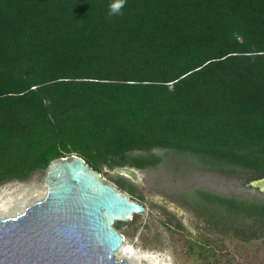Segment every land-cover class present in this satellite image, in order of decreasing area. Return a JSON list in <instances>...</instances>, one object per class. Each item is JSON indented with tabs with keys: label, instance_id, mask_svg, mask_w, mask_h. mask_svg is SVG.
Wrapping results in <instances>:
<instances>
[{
	"label": "trees",
	"instance_id": "16d2710c",
	"mask_svg": "<svg viewBox=\"0 0 264 264\" xmlns=\"http://www.w3.org/2000/svg\"><path fill=\"white\" fill-rule=\"evenodd\" d=\"M110 3L0 0V185L72 155L99 174L153 168L133 155L153 149L263 178L264 0ZM192 208L213 235L264 239V201L197 192ZM213 243L188 251L217 263Z\"/></svg>",
	"mask_w": 264,
	"mask_h": 264
},
{
	"label": "rangeland",
	"instance_id": "374dc122",
	"mask_svg": "<svg viewBox=\"0 0 264 264\" xmlns=\"http://www.w3.org/2000/svg\"><path fill=\"white\" fill-rule=\"evenodd\" d=\"M158 164L153 168H134L140 175L142 186L121 179L135 194L119 189L116 183L100 173L101 180L129 200L141 203L146 211L127 222H115L113 227L123 239L124 248L132 251L130 264H264V239L243 243L234 238L211 234L208 226L198 218L192 208L197 192L233 197L241 200L264 201V192L250 184L259 179L254 174L229 165L218 164L196 155L165 149H153ZM107 170V169H104ZM46 171H38L24 181H10L0 185V218L14 217L26 207L43 200L46 188L42 182ZM151 197L168 200L177 205L183 216L178 217L167 207L156 204ZM173 222H179L177 229ZM169 224L171 228L168 227ZM206 239L214 245L219 262L198 259L188 251V241ZM119 250V249H118ZM118 252V251H117ZM116 254V259H124Z\"/></svg>",
	"mask_w": 264,
	"mask_h": 264
},
{
	"label": "water",
	"instance_id": "95a60500",
	"mask_svg": "<svg viewBox=\"0 0 264 264\" xmlns=\"http://www.w3.org/2000/svg\"><path fill=\"white\" fill-rule=\"evenodd\" d=\"M103 175L142 186L132 167L104 170ZM42 184L43 200L17 216L0 218V264H130L115 257L123 239L113 225L145 213L144 205L117 192L73 155L52 161ZM250 185L264 192V177ZM151 200L183 216L174 203Z\"/></svg>",
	"mask_w": 264,
	"mask_h": 264
},
{
	"label": "clouds",
	"instance_id": "9594fccd",
	"mask_svg": "<svg viewBox=\"0 0 264 264\" xmlns=\"http://www.w3.org/2000/svg\"><path fill=\"white\" fill-rule=\"evenodd\" d=\"M125 4L126 0H111V3L108 5V15L110 17L121 15Z\"/></svg>",
	"mask_w": 264,
	"mask_h": 264
},
{
	"label": "bare ground",
	"instance_id": "6f19581e",
	"mask_svg": "<svg viewBox=\"0 0 264 264\" xmlns=\"http://www.w3.org/2000/svg\"><path fill=\"white\" fill-rule=\"evenodd\" d=\"M118 249H117L118 252H116V254H121L122 253L121 257L124 258L127 261L129 260V262H130V259L132 258V251L129 250L128 248H124V246H122V245ZM116 254H115V256H116Z\"/></svg>",
	"mask_w": 264,
	"mask_h": 264
}]
</instances>
